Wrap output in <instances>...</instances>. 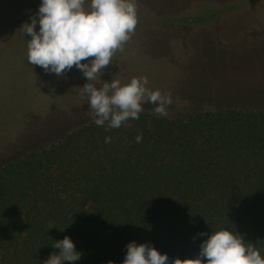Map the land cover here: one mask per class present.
<instances>
[{
    "label": "trees",
    "instance_id": "obj_1",
    "mask_svg": "<svg viewBox=\"0 0 264 264\" xmlns=\"http://www.w3.org/2000/svg\"><path fill=\"white\" fill-rule=\"evenodd\" d=\"M41 2L0 0V264H44L65 236L82 253L75 264H123L133 241L170 261L194 259L220 228L237 231L264 256V86H224L226 76L199 75L224 65V53L259 45L252 34L264 31V0H164L153 21L180 33L169 41L168 26L139 36L141 50L133 52L144 56L132 77L170 91L172 108L167 116L144 108L138 120L110 131L94 123L80 95L88 83L81 71L58 77L28 63L31 37L22 26ZM251 8L262 21L235 26ZM229 20L237 35H218ZM211 27L213 37L200 33ZM210 47L220 52L213 61ZM191 57L207 68L184 71ZM169 68L178 73L160 85L156 73ZM66 126L74 128L45 140Z\"/></svg>",
    "mask_w": 264,
    "mask_h": 264
},
{
    "label": "clouds",
    "instance_id": "obj_2",
    "mask_svg": "<svg viewBox=\"0 0 264 264\" xmlns=\"http://www.w3.org/2000/svg\"><path fill=\"white\" fill-rule=\"evenodd\" d=\"M138 8L137 0H42L38 12L30 16L31 23L22 26L23 33L31 37L27 43L29 64L58 77L73 67L83 73L88 83L80 88V95L87 98L94 123L105 131L118 129L130 119L138 120L146 103L156 105L153 111L157 116H167L174 103L170 91L150 88L147 76L132 77L126 83L100 79L135 35ZM142 138V133L137 135L136 142ZM110 142L111 137H105V143ZM126 247L123 264H264V256L254 244L226 228L212 232L194 259L170 261L150 244L137 245L135 241ZM53 248L59 253L51 254L44 264H75L81 259L82 253L68 236L55 242Z\"/></svg>",
    "mask_w": 264,
    "mask_h": 264
},
{
    "label": "rangeland",
    "instance_id": "obj_3",
    "mask_svg": "<svg viewBox=\"0 0 264 264\" xmlns=\"http://www.w3.org/2000/svg\"><path fill=\"white\" fill-rule=\"evenodd\" d=\"M139 2V8H138V14H139V24L136 28L135 31V35L133 36L132 40L130 43H128L127 45H125V51L124 52H118L120 53V55L116 56V59H113V65H109L108 68L106 69V71H104V79L107 80L109 83L111 82L112 79H120L122 81V83H126V82H130V78L132 77V75L134 76L133 73H135V70H139L141 69V57H142V53H134L137 51H140L141 48L139 47V44L137 43V40H139V37L141 35H143L144 33L148 32L147 35L143 36L145 37L144 39L146 40L147 38H149L150 36H155L156 34L160 33V31L163 29V32H166V30L164 29V27H168L169 26V30L167 31V38L169 39V41L173 40L174 36L180 33L179 29H174L172 28L173 25H163V24H156V20L157 16H158V9L159 7H161V5H165L162 4L164 3V0H159V2L155 5L152 3H147L146 0H138ZM225 1V0H224ZM150 12V15L147 13ZM258 12H262L261 10ZM258 12L256 11V9H249V10H244L241 12L240 17L238 18V24H235V26L239 25L240 23L245 24V25H250V26H255L257 25V23H255L254 21H262V17H258ZM242 15V16H241ZM151 16V17H150ZM149 18V19H148ZM153 18V19H152ZM148 19V20H147ZM230 24H233V20H229L227 22H223L222 24H220L219 27H217V31L214 29V27H211L209 29L204 28L201 30V34L204 35L206 32V35H208L209 37H213L215 35V31L218 33V35L220 36H225L226 33L227 34H235L237 35V31L236 28H230ZM172 26V27H171ZM158 32V33H157ZM176 32V33H173ZM255 34V36H259L260 38H262L261 42L258 44H255L252 46V48H250V52L248 53V51H241V50H236L233 52H230L229 54H223L222 58L219 59V61L223 62L224 59V65L220 64V66H218L216 69H214L212 67L213 70H211L210 72H206L205 71L208 69H206L205 71H201V74L199 73V75L201 77H207L209 79V73L216 75L217 77L226 76L224 77V80L222 81L223 83H221L222 85H252V87H256L258 85H263L264 86V31L262 32H255L252 34V36ZM187 37V36H186ZM167 38L164 39V41L167 40ZM189 39V38H188ZM173 42V41H172ZM146 44V43H145ZM166 44L168 45L169 42H166ZM145 49L147 50L148 47L145 45ZM210 52L208 53L209 57L208 60L209 61H213L214 57L216 56L217 52L215 50L214 47H210ZM134 51V52H133ZM133 52V53H132ZM161 55V54H159ZM144 56V55H143ZM162 56V55H161ZM194 56V55H193ZM138 58V59H137ZM141 58V59H140ZM199 58V57H197ZM193 59V61H192ZM195 58L191 57V59L189 58L188 60H183L182 65H183V69L185 71V68L187 66V70L186 71H191L194 72L196 70V68H200L201 70L207 68V66L205 67V60H201V62H199V66L196 67V62H194ZM200 60V58H199ZM136 61H138L137 63H135ZM121 62V63H120ZM201 63V65H200ZM129 64V65H128ZM244 67H243V66ZM190 66V67H189ZM175 68H179V66H175ZM170 71V72H168ZM176 71L178 73V71L175 69L173 70V68H169V70H162L159 73H156L155 76L156 79H158V83L161 85H170L169 83V79L167 80V76L170 75L171 73V77L173 78V72ZM233 73V74H231ZM198 76V73H196ZM195 73H191V75H196ZM186 84L189 83V79H186ZM176 83V82H175ZM54 85V84H53ZM63 87L66 85H62ZM68 87V86H67ZM196 92V90H195ZM183 96L181 98H183V100L186 101V103L191 104L193 107L191 109H195L196 110V106L194 107L195 104L192 101V99H194V97H192L193 95L190 93L185 92V94H182ZM200 95V94H199ZM191 100V101H190ZM156 105H153L151 103H146L143 105L144 108L148 109V110H153L154 107ZM172 108L171 106L169 107V109ZM74 128V126H66V127H61L55 134H53L52 136H49L48 134H46L45 136V140H47V142L52 141L55 137H59V136H63L64 133L72 130ZM66 130V132H64ZM42 140V141H45Z\"/></svg>",
    "mask_w": 264,
    "mask_h": 264
}]
</instances>
